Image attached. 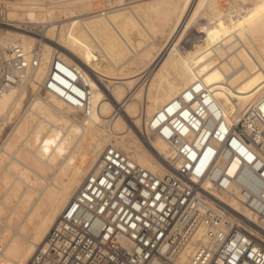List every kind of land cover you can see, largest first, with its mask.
Returning a JSON list of instances; mask_svg holds the SVG:
<instances>
[{"label": "bare ground", "instance_id": "bare-ground-1", "mask_svg": "<svg viewBox=\"0 0 264 264\" xmlns=\"http://www.w3.org/2000/svg\"><path fill=\"white\" fill-rule=\"evenodd\" d=\"M227 1L222 11L219 0H0L11 23L0 59L18 46L40 60L0 95V264L29 263L106 148L172 174L174 150L152 125L192 87L235 121L264 92V0ZM196 24V42L181 49ZM54 59L78 72L84 109L40 94Z\"/></svg>", "mask_w": 264, "mask_h": 264}, {"label": "built area", "instance_id": "built-area-1", "mask_svg": "<svg viewBox=\"0 0 264 264\" xmlns=\"http://www.w3.org/2000/svg\"><path fill=\"white\" fill-rule=\"evenodd\" d=\"M6 53L0 95L40 65L18 46ZM41 91L87 105L78 72L59 59ZM153 123L174 172L155 176L106 148L28 264H264V92L235 121L196 85Z\"/></svg>", "mask_w": 264, "mask_h": 264}, {"label": "rangeland", "instance_id": "rangeland-1", "mask_svg": "<svg viewBox=\"0 0 264 264\" xmlns=\"http://www.w3.org/2000/svg\"><path fill=\"white\" fill-rule=\"evenodd\" d=\"M3 1V0H2ZM219 4L221 5V9L222 11H224L227 7H230V3L227 1V0H219ZM243 7L245 9H248V3L245 2L243 4ZM2 11V12H1ZM2 13V14H1ZM4 5L2 3H0V29H6L8 27V25H10L11 23H9L7 20L4 19ZM61 16H59L60 18ZM64 20V18H60V19H57L56 21H62ZM5 27V28H4ZM28 27V29H30V31H34V32H37L39 31L38 27L37 26H26V28ZM37 27V28H36ZM198 27V28H197ZM193 29H191L188 34L185 36V39L180 43V48L184 49L186 47V49L189 48V46H191V43H195L196 40L195 38L198 37V33H195L197 31H199V26L198 24L194 25L192 27ZM27 29V30H28ZM198 29V30H197ZM197 30V31H196ZM184 42V43H183ZM187 42V43H186ZM187 45V46H185ZM40 94L42 96H44L45 94L43 92H40ZM13 125H10V124H7L4 128V133H3V138L5 139L9 133L11 132V129H12Z\"/></svg>", "mask_w": 264, "mask_h": 264}]
</instances>
